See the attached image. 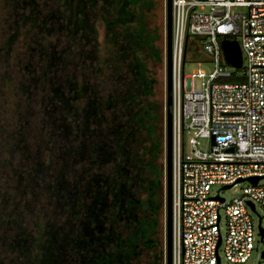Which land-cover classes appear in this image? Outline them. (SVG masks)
Returning a JSON list of instances; mask_svg holds the SVG:
<instances>
[{"label":"trees","instance_id":"1","mask_svg":"<svg viewBox=\"0 0 264 264\" xmlns=\"http://www.w3.org/2000/svg\"><path fill=\"white\" fill-rule=\"evenodd\" d=\"M33 1L27 0L32 5L27 14H20V21L30 20L32 26L49 33L53 28L47 27L45 23L54 17L64 18L58 29L64 28L73 43L76 32H80L78 36L83 40L79 48H83L82 60H86L87 67L93 66L95 54L92 52L98 44V31L91 25L88 27L90 29L85 28V22L88 16L93 15L94 12L90 13L97 0H56L60 6L42 16L41 9ZM103 2L109 8L103 4L100 7L102 12L98 14L99 22L104 28L103 41L108 45L103 62H106L108 68L107 77L113 83V87L105 89L104 96L99 93L103 91V86L97 88L93 82L84 81L82 73L81 77L79 75L74 79L73 76L60 77L55 72L57 64L66 65L64 54L72 49V43L66 45L65 49L57 50L53 42L35 40L36 45L30 48L37 50L38 60L36 68H27L31 82L22 86L27 93V101L32 94L30 85L36 87L39 83L43 93L41 99L46 101L42 111L49 114L55 102L60 104L59 108L63 111L57 116L60 119L54 130L43 131L44 125H41L42 131L36 134L37 138L42 139L47 146L50 141L55 143L56 136L59 135L63 144L69 143L64 150L65 156L79 158L88 165L87 171L73 182L62 178L61 172H58L54 174L52 184L43 183L47 200L52 194L59 197L62 191L68 192L70 212L76 220L71 223V218L74 217H69L67 223H70L71 229L74 226L76 232L73 235L63 232L61 236L66 242L64 246H58L56 238L59 231L51 227L52 224L48 221L44 225L40 220L35 221L38 226V234L35 236L38 250L31 258L33 263L162 264V241L158 231L163 167L159 159L164 140L157 127L160 118L159 104L150 98L156 79L149 73L147 66L148 59L156 62L162 59L159 31L151 28L147 21V12L154 6V1ZM89 43L92 48L84 50ZM84 65L85 62L81 67ZM33 70L41 76L40 82L37 75L33 72L30 74ZM96 70L101 72L102 66H97ZM240 78L242 77L236 75L230 77ZM108 107L111 110L107 116L102 109ZM17 114L18 118L24 115ZM49 117L48 123L53 125L55 118ZM68 117L70 122H63ZM28 124V120H24L12 131L11 149L17 148L19 155L25 159H40V150L35 149L34 153L37 154L30 151L31 136H28L26 129ZM10 135L8 133V137ZM52 137L54 141L51 140ZM6 163L10 164L9 158L1 159V168ZM37 164L23 169L26 170V181L22 183L21 195L26 192L36 173L48 170V165L43 160H38ZM107 165V172L93 171V168L99 169ZM14 170L16 168L13 167ZM83 175L87 179L80 186L78 181ZM18 185L19 181L14 188ZM36 194L38 193L35 192L34 197ZM24 200L23 204L27 209L31 200ZM15 207L19 210L13 212L12 219L17 225L21 219L22 207L18 203L14 205V209ZM68 233H72V230ZM44 235L46 243L41 241ZM27 239L30 240L28 233L20 230L14 239L16 243L11 246L20 244V248L27 251V246H21L20 243L27 242Z\"/></svg>","mask_w":264,"mask_h":264},{"label":"built area","instance_id":"2","mask_svg":"<svg viewBox=\"0 0 264 264\" xmlns=\"http://www.w3.org/2000/svg\"><path fill=\"white\" fill-rule=\"evenodd\" d=\"M223 37L237 40L239 67L224 60ZM199 52L214 68L186 74V57ZM170 93L171 264H220V248L245 261L264 228L251 216L264 204V0H171ZM241 181L231 198L211 192Z\"/></svg>","mask_w":264,"mask_h":264},{"label":"rangeland","instance_id":"3","mask_svg":"<svg viewBox=\"0 0 264 264\" xmlns=\"http://www.w3.org/2000/svg\"><path fill=\"white\" fill-rule=\"evenodd\" d=\"M31 1V0H30ZM33 1V0H32ZM154 6L147 12V21L148 25L151 28H157L159 31V38L161 37L160 45L162 49V59L159 62L147 60V66L149 73L153 75L156 79L153 87V94L151 99H154L158 102V114L159 122L157 124L158 132L164 136V112H165V74H166V65H165V44H164V32H165V23H166V0H153ZM34 5L37 4V7L41 9L40 16L50 12L51 9L59 7L60 5L56 0H34ZM105 5L103 0H97L88 16V20L85 22V28L93 27L98 32L96 34V39L98 44L95 45V50L92 52L95 54L93 58V66L89 65L87 67L86 60H82L81 57L82 49L81 43L83 40L79 38L80 32L77 31L76 37L74 38L75 43L72 42L70 37L66 34L64 28L58 29L59 24L64 22V18L54 17L51 20L46 22V26H52L53 30L47 33L44 29L38 30L36 26H32L30 20H25L21 22V15L27 14L31 8L32 3L28 4L27 0H0V160L3 158H9L10 164L6 163L5 167L0 166V264H37V261H31L32 256L37 252V240L35 236L38 234V226L35 221L40 220L39 222L51 223L53 228H56L58 237L56 238V244L58 246H64L66 242L62 239V234L73 235L76 232L74 226L71 229L70 223H67V219L71 218V223L73 220H76V217L70 212V203H68L69 198L67 197L68 192L62 191L61 196L57 197V194H52L50 199L47 200L46 190L44 189V184L48 185L49 183L54 182V177L56 173L61 172L62 178L69 179L70 181H75L77 177L81 176L84 172L87 171V162L81 159H73V157L68 158L65 156L64 150L69 143L63 144V139L59 138L57 135V141L51 143L50 141L47 146L42 139L37 138V133L41 132V125H44L43 131L54 130V126L59 122L58 115L62 114V109H60V104L55 102L52 106L53 109L49 112H43L42 108L46 105V101L41 99L42 91L40 89V84L34 87L30 85L32 94L30 95L29 101H27V93L24 91V84L31 82L29 80V71L27 68L30 66H35L38 60L37 50L30 49L31 46H35V40L39 42H53L55 48L62 50L67 48L66 45L72 46L70 50L65 52L64 58L67 61L66 65L61 63L55 66V72L60 77L73 76L77 78L81 73L84 76V81H90L95 84L97 88L103 86V91L99 93L103 96L105 95V89L107 90L110 87H113L110 78L107 77L108 68H106V62H103V58L107 56L106 48L108 45L103 41V32L104 28L101 21L99 22L98 14H101L102 10L100 7ZM42 5V6H41ZM109 9V8H108ZM56 10V9H55ZM59 12V11H58ZM21 14V15H20ZM21 20V21H20ZM91 25V26H90ZM11 37V38H10ZM10 38V42H9ZM158 40V39H157ZM119 42V40H118ZM117 42V43H118ZM94 44V43H93ZM105 45V46H103ZM92 48L91 43L85 46L84 50H90ZM204 54L201 52L197 56L186 57L184 72L190 74L193 70L198 67H201L205 72H209L214 68L212 60L204 59ZM130 57V55H129ZM128 60L125 59L124 63ZM83 61V62H82ZM85 62L84 67H81V64ZM78 63V64H77ZM102 66L101 72L96 70L97 66ZM223 67L228 68L227 65L223 64ZM93 68V69H92ZM37 75L39 77V82L41 76L38 75L34 70L30 72L32 75ZM80 75L79 77H81ZM97 82V83H96ZM194 83L200 85V78L194 77ZM46 88V87H45ZM111 107L107 109L103 108V114H110ZM24 114L23 116L17 117L18 114ZM49 115L51 118H55L54 124L48 123ZM69 118V117H68ZM28 120L29 124L27 126L28 136H31L29 142L31 146V152L33 154L35 149L40 150L41 157L40 159H25L21 157L17 151V148L11 149L13 147V142L10 139L14 131L20 124V122ZM69 119L63 120V122H68ZM70 122V121H69ZM73 125V123H72ZM9 133V137H8ZM53 138V137H52ZM2 139V141H1ZM80 139V137H79ZM54 141V138L51 139ZM164 140V138H163ZM4 142V143H2ZM73 143V142H72ZM63 144V145H62ZM64 147V148H63ZM39 153V154H40ZM37 157V155H36ZM43 160L45 165H48L47 169L36 173L34 178H32L31 183L26 188V192L21 195V186L22 183L26 181V170L30 166L38 165L37 161ZM158 161V160H156ZM163 167V182L165 180V152H164V142L162 143V154L159 159ZM41 166V165H40ZM13 167L16 170L13 171ZM109 166L102 167L99 169L93 168V171H102L107 172ZM37 179H36V178ZM38 177L39 181H38ZM87 177L83 175L79 179L78 183L85 184ZM19 181L17 188H14L16 183ZM246 181L238 182L233 187H225L220 189V185H214L212 187V193L219 191L220 195L231 198L241 193V187L245 185ZM259 183L264 184V177L259 180ZM23 187V186H22ZM24 190V189H23ZM34 193H31V192ZM46 191V192H45ZM16 192L19 194H16ZM35 192L36 196L34 197ZM14 195V197H13ZM21 198H18L20 197ZM165 195L162 193L161 189V198L162 202L164 201ZM26 199V200H24ZM31 201L28 204V207H24L23 200ZM4 203V205H2ZM18 203L22 207L21 219L15 225L13 221V212H16L17 207L14 209V205ZM2 206L4 208H2ZM19 210V209H17ZM252 219L255 224L261 220V224L264 225V204L260 203L255 204V211L251 212ZM3 220V222L1 221ZM224 222H222V225ZM47 228V226H46ZM59 229V230H58ZM24 230L28 233L30 238L27 239V242L21 241V246H27L28 250H22L20 244L18 246L12 245L15 244L14 240L18 232ZM72 230V233H68ZM158 236L162 241V250L164 249L165 241V222H164V206L161 205L159 213V231ZM46 235L41 237V241L45 242ZM23 248V247H22ZM264 248V238H261L260 233L257 228L254 231V248L251 251L249 257L242 262H232L225 258L222 249H219L220 255V264H257L261 259L260 256L261 250ZM67 249V247L65 248ZM56 251V250H55ZM40 252V251H39Z\"/></svg>","mask_w":264,"mask_h":264},{"label":"water","instance_id":"4","mask_svg":"<svg viewBox=\"0 0 264 264\" xmlns=\"http://www.w3.org/2000/svg\"><path fill=\"white\" fill-rule=\"evenodd\" d=\"M165 112H164V152H165V180L162 177V193L164 201V222H165V248L162 250V264H171V0H166V23H165ZM224 60L233 67L241 65V49L235 39L223 37L220 42ZM258 176L247 177L251 182H256ZM230 184L223 185L229 187ZM253 208V204L248 202ZM260 236H264V228L259 226ZM219 243V241H218ZM264 257V248L261 250Z\"/></svg>","mask_w":264,"mask_h":264},{"label":"clouds","instance_id":"5","mask_svg":"<svg viewBox=\"0 0 264 264\" xmlns=\"http://www.w3.org/2000/svg\"><path fill=\"white\" fill-rule=\"evenodd\" d=\"M164 34H165V32H164Z\"/></svg>","mask_w":264,"mask_h":264}]
</instances>
